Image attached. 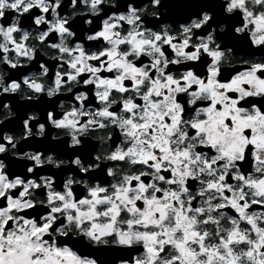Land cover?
<instances>
[{
    "label": "snow or ice",
    "instance_id": "1",
    "mask_svg": "<svg viewBox=\"0 0 264 264\" xmlns=\"http://www.w3.org/2000/svg\"><path fill=\"white\" fill-rule=\"evenodd\" d=\"M0 264H264V0H0Z\"/></svg>",
    "mask_w": 264,
    "mask_h": 264
}]
</instances>
